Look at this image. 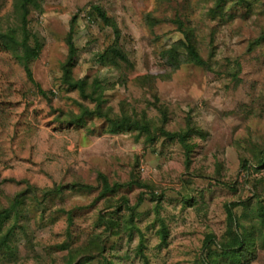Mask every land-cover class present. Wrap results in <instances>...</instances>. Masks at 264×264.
Here are the masks:
<instances>
[{"label": "rangeland", "instance_id": "1", "mask_svg": "<svg viewBox=\"0 0 264 264\" xmlns=\"http://www.w3.org/2000/svg\"><path fill=\"white\" fill-rule=\"evenodd\" d=\"M217 1L0 0V264H264V0Z\"/></svg>", "mask_w": 264, "mask_h": 264}, {"label": "trees", "instance_id": "2", "mask_svg": "<svg viewBox=\"0 0 264 264\" xmlns=\"http://www.w3.org/2000/svg\"><path fill=\"white\" fill-rule=\"evenodd\" d=\"M30 1L32 0H23V2L21 3V8L23 10V18L25 20V16L26 14L28 13L27 12V9L29 7V3ZM227 0H218L217 1V6L220 5L222 2H226ZM234 2H237V3H246L248 4L249 1L248 0H233ZM99 13L101 15V17H103L105 20H108L107 19V16L105 15V12L102 10V9H99ZM72 32V31H71ZM69 34L68 36V39H67V42H68V47H69V55H70V58L72 60V58L74 57L75 55V47H74V43L72 41V34ZM181 32L183 33V41L182 43L185 44V52L184 53H179L176 51V49H170V51L168 52V62L170 64H172L173 67H177L181 62H194V63H197V64H204V60L203 58L200 56L199 52H198V49H197V41H196V38H195V34L192 30L190 29H181ZM264 39V33L260 34L258 37H255L253 40L250 41V47L249 49H252L255 45L259 44L261 42V40ZM15 44H17L16 41H13ZM7 46L9 45L8 43H6ZM17 45H20L22 50V56H20L21 60H22V63L25 67V70L27 71V74L30 76L31 75V72H30V69H29V66H28V61H30V59H34L38 56V49L35 48V47H30L27 42H19ZM16 45V46H17ZM109 51L112 52L113 55H115L116 57L120 58V59H123V60H127V57L125 56V54L123 52H121L120 48H118L117 46H112L109 48ZM112 120V119H111ZM248 164V163H246ZM243 167H245V165L243 164L242 165ZM249 166V164H248ZM107 184H106V188H107ZM19 196H17L15 199H16V202L15 203H18L19 202V199H18ZM125 203H128L127 200H125ZM133 209V208H132ZM7 212V210H5V213ZM8 213V212H7ZM108 222V221H107ZM242 242L240 241V244Z\"/></svg>", "mask_w": 264, "mask_h": 264}]
</instances>
